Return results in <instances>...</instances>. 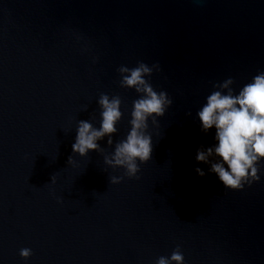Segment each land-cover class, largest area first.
Segmentation results:
<instances>
[{"label":"water","instance_id":"95a60500","mask_svg":"<svg viewBox=\"0 0 264 264\" xmlns=\"http://www.w3.org/2000/svg\"><path fill=\"white\" fill-rule=\"evenodd\" d=\"M139 61L159 64L151 83L173 103L149 120L137 179L104 156L138 98L117 69ZM260 71L264 0H0V264H155L177 246L185 264H264V169L229 189L195 159L215 143L196 116L213 85L238 92ZM101 93L123 116L82 157L76 128L100 126Z\"/></svg>","mask_w":264,"mask_h":264},{"label":"clouds","instance_id":"9594fccd","mask_svg":"<svg viewBox=\"0 0 264 264\" xmlns=\"http://www.w3.org/2000/svg\"><path fill=\"white\" fill-rule=\"evenodd\" d=\"M117 71L121 77L120 86L134 89L138 98L133 101L126 137L115 143L114 150L104 156V163L112 168H123L128 178L139 179L140 164L149 161L153 152L149 120L158 127L157 118L165 114L173 100L166 91L155 90L151 83L153 71H160L158 63L150 67L139 61L135 67L122 65ZM234 82L229 77L215 83V90L196 113L203 133L215 128V143L198 148L195 159L209 165L208 172L214 173L224 187L241 190L246 184L251 186L259 181V173L264 169V71L258 72L238 92L232 87ZM97 103L101 110L100 126H94L90 120H80L76 128L72 150L82 157L92 150L103 152L98 141L105 137L112 146L113 136L118 132L117 124L123 116L119 95L110 97L101 93ZM187 115L191 116V113ZM195 171L201 177L206 175L200 167ZM123 178L111 176L110 182L117 184ZM52 182H55L54 176ZM32 254L31 248L27 247L19 252L25 261ZM155 264H185L183 252L177 246L170 257L160 256Z\"/></svg>","mask_w":264,"mask_h":264}]
</instances>
